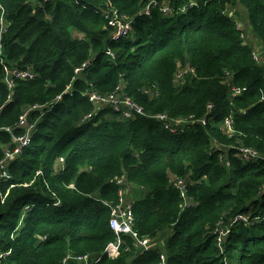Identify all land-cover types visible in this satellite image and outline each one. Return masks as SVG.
Segmentation results:
<instances>
[{"label": "trees", "instance_id": "1", "mask_svg": "<svg viewBox=\"0 0 264 264\" xmlns=\"http://www.w3.org/2000/svg\"><path fill=\"white\" fill-rule=\"evenodd\" d=\"M151 1L0 0V161L16 146L7 128L22 132L25 111L48 104L30 112L36 130L0 181V264H63L69 253L103 251L116 237L107 203L118 201L121 176L144 191L132 206L134 228L153 241L161 235L164 246L141 252L123 235L119 257L98 264H159L162 254L167 264H264V0H168L171 13L154 0L146 14ZM239 8L255 48L243 44ZM107 9L132 19L128 37L111 38ZM14 66L35 76L9 87ZM120 86L144 114L103 107L84 120L95 110L87 90L106 95ZM159 113L212 119L172 134ZM228 115L232 136L221 126ZM221 143L232 146L222 154L214 149ZM240 146L261 156L245 162ZM173 177L188 181L195 206L181 209ZM241 214L249 220L234 221ZM218 223L228 230L223 252Z\"/></svg>", "mask_w": 264, "mask_h": 264}, {"label": "built area", "instance_id": "2", "mask_svg": "<svg viewBox=\"0 0 264 264\" xmlns=\"http://www.w3.org/2000/svg\"><path fill=\"white\" fill-rule=\"evenodd\" d=\"M157 2L154 0L149 3L147 6L145 13L149 14L151 7H156ZM162 10L165 13H171L170 5L168 0H164L162 2ZM105 17L109 20V24L112 28L111 38L118 40L125 37H128L134 30V25L132 19L120 14L116 9H107L104 11ZM243 44H248L245 40V35L242 33ZM112 55L111 52H108ZM254 58L258 61L261 60V54L258 52L257 49L253 51ZM87 64V63H86ZM84 64L82 67H78L76 69V73L79 74L83 67L86 65ZM8 75L6 77V81L9 87H13L15 85V81L17 80H27L31 79L35 76V72L30 68H19L14 66L8 70ZM178 78L182 76V72L178 73ZM232 92L234 95H239L242 93V89L237 86L232 87ZM85 94L90 98V100L94 103V105H101L103 107H112L115 111L121 112L124 117L129 118L133 117L134 114H144V108L137 103L131 96L124 93L121 89L114 91L110 94L101 95L97 91L87 90ZM61 95H59L55 101H59L61 99ZM53 103V102H52ZM47 105H33L29 107L25 113L21 116L18 127L21 128L22 132H14L10 128H7L8 131L12 134L13 143L16 144L14 148L7 147L6 154L2 161H0V181L7 180L10 178V173L8 171V165L10 158L14 159L20 155L23 148L29 145L31 138L36 130L38 120L30 119V112L35 110H42ZM208 109H213V105L209 104ZM209 112V113H210ZM94 112L85 116L84 119H89ZM158 120L162 121L164 127L168 129L172 134H181L185 131L186 126L188 123H194L196 121L201 122L202 124L206 125L210 120L211 117L204 116L198 120H190L187 121L186 119H172L165 113H159L154 116ZM224 130L228 133L229 136L235 132V127L233 123V118L231 115L226 116L222 122ZM240 157L245 161H253L256 160L261 153H259L256 149L247 147V146H240L238 147ZM59 162H65L63 157L59 158ZM6 165V166H5ZM118 184L120 185L118 191V202L115 205L111 203H107L110 205L111 213L109 224L111 229L115 232V239L110 241L103 251L93 254V253H85V254H67L64 259L62 260L63 264H98L102 261L103 257L107 256L111 259H116L121 253V249L125 243L123 235H129L131 238L134 239L135 245L141 252L148 251L154 247H156L155 241L150 239L149 236H140L139 232L134 228L135 225V215L133 212V204L128 202L125 197L123 196V189L125 188L123 185L127 182L125 176H121L117 180ZM172 184L180 191V195L183 198V203L181 204V209H186L189 207H193L196 205L195 200L192 196H189V184L188 181L184 177H173ZM248 221L247 215H238L234 221ZM220 223H218V227L216 231L218 233L217 236V243L220 250L223 252L224 247L223 243L228 234V230L226 227H220ZM225 264H228V260L225 259ZM159 264H167L166 263V256L165 254L161 255V261Z\"/></svg>", "mask_w": 264, "mask_h": 264}, {"label": "rangeland", "instance_id": "3", "mask_svg": "<svg viewBox=\"0 0 264 264\" xmlns=\"http://www.w3.org/2000/svg\"><path fill=\"white\" fill-rule=\"evenodd\" d=\"M35 1H37V0H35ZM239 11H240V13H239V15L241 16H239V18H240V20H239V26H240V28L243 30V34L245 35V40L247 41V43L249 44V42H251L252 44H253V48H255L256 47V45H255V43H253V35L255 34L254 32H253V29L252 28H249L248 27V22H247V17H246V13H245V11H244V9L243 8H239ZM5 29H6V23H4V26H3V28L0 30V34H3L4 33V31H5ZM82 34H80V33H77L76 32V37H79V36H81ZM112 56H113V54H112ZM260 58L261 59H263V56H260ZM180 69L182 70V71H184V70H186L185 69V67H180ZM82 71V70H81ZM81 73V72H80ZM9 74V73H8ZM7 74V75H8ZM79 75V74H78ZM5 80H6V78H5ZM119 89H123V87H121L120 86V88ZM123 91V90H122ZM152 95H155L156 93H157V90H151V92H150ZM102 106L101 105H95V110L93 111L94 113L93 114H98L100 111H101V108ZM97 111H98V113H97ZM92 114V115H93ZM107 116L108 117H110L111 118V114H107ZM84 120H86V119H84ZM189 128V127H188ZM229 145H231V143L230 144H223V143H221V144H218V145H215V147H214V149L215 150H218V151H220L221 153L224 151V152H227V150H228V147H229ZM232 146V145H231ZM230 146V147H231ZM223 154V153H222ZM221 158L223 159V157L221 156ZM12 160V158H10V161ZM10 161H9V163H10ZM59 162H57L56 163V166L57 167H59ZM6 166V165H5ZM128 182V181H127ZM27 186H29V184L27 185ZM47 186H48V188H49V185L47 184ZM125 188H127V189H123V196L125 197V199L128 201V202H130V201H132V199H134L131 195V193L133 192V187H135L134 185H130L129 183H125L124 185H123ZM54 194V193H53ZM118 202V201H117ZM116 202V203H117ZM113 205V204H112ZM29 210H30V206H25V207H23V209H22V213H21V221L19 222V224H18V226H17V229L18 228H20L21 226H23V224H24V221H25V219L27 218V215H28V212H29ZM159 238H160V241H155V244L156 245H159V246H164V241H165V238L164 237H162L161 235L159 236ZM73 263V262H72ZM76 264V263H75Z\"/></svg>", "mask_w": 264, "mask_h": 264}, {"label": "crops", "instance_id": "4", "mask_svg": "<svg viewBox=\"0 0 264 264\" xmlns=\"http://www.w3.org/2000/svg\"><path fill=\"white\" fill-rule=\"evenodd\" d=\"M132 197L134 199H132V201H130L132 204H134V201L140 199L141 197H143L144 195V191H143V188H140V187H133V192L131 193Z\"/></svg>", "mask_w": 264, "mask_h": 264}, {"label": "clouds", "instance_id": "5", "mask_svg": "<svg viewBox=\"0 0 264 264\" xmlns=\"http://www.w3.org/2000/svg\"><path fill=\"white\" fill-rule=\"evenodd\" d=\"M208 111H209V109H208ZM120 114H122L121 112H120ZM165 114H167V113H165ZM168 115V114H167ZM122 116H123V114H122ZM229 116V115H228ZM232 116V115H231ZM124 117V116H123ZM211 117V116H210ZM155 118V117H154ZM170 118V117H169ZM225 118V117H224ZM232 118H233V116H232ZM157 119V118H156ZM181 119V118H180ZM182 119H184V118H182ZM211 119H212V117H211ZM193 120H198V119H193ZM224 120V119H223ZM223 120H222V122H223ZM160 121V120H159ZM162 122V121H161ZM196 122H198V121H196ZM222 122H221V126H222V128L224 129V127H223V125H222ZM195 123V122H194ZM209 123V122H208ZM207 123V124H208ZM234 123V122H233ZM193 123H188L187 124V126H186V129H185V131L188 129V127L190 126V125H192ZM204 125V124H203ZM184 131V132H185ZM183 132V133H184ZM171 183H172V180H171ZM241 215H245V214H241ZM248 216V215H247ZM248 220H249V216H248ZM245 222H247V221H245ZM218 246V245H217ZM219 248V247H218ZM220 249V248H219ZM221 251V250H220ZM222 252V251H221ZM119 257V256H118ZM225 260V259H224ZM225 262V261H224Z\"/></svg>", "mask_w": 264, "mask_h": 264}, {"label": "water", "instance_id": "6", "mask_svg": "<svg viewBox=\"0 0 264 264\" xmlns=\"http://www.w3.org/2000/svg\"><path fill=\"white\" fill-rule=\"evenodd\" d=\"M231 15H233V14H231Z\"/></svg>", "mask_w": 264, "mask_h": 264}]
</instances>
